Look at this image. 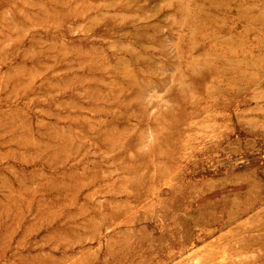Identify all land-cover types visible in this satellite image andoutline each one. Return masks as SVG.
Masks as SVG:
<instances>
[{
	"label": "rangeland",
	"instance_id": "1",
	"mask_svg": "<svg viewBox=\"0 0 264 264\" xmlns=\"http://www.w3.org/2000/svg\"><path fill=\"white\" fill-rule=\"evenodd\" d=\"M0 264H264V0H0Z\"/></svg>",
	"mask_w": 264,
	"mask_h": 264
}]
</instances>
